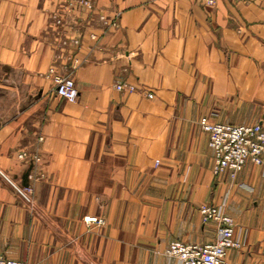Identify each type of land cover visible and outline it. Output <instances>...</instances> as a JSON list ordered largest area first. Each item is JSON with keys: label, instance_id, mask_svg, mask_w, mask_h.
<instances>
[{"label": "crops", "instance_id": "1", "mask_svg": "<svg viewBox=\"0 0 264 264\" xmlns=\"http://www.w3.org/2000/svg\"><path fill=\"white\" fill-rule=\"evenodd\" d=\"M65 1L0 0V170L35 189L30 207L0 172V253L28 264H180L170 242L214 241L217 223L199 208L223 202L244 244L224 264H264V165L217 179L200 124H264V0H92L59 28L50 16ZM118 12L105 31L99 14ZM63 34L80 43L61 46ZM74 56L71 102L53 74Z\"/></svg>", "mask_w": 264, "mask_h": 264}, {"label": "built area", "instance_id": "2", "mask_svg": "<svg viewBox=\"0 0 264 264\" xmlns=\"http://www.w3.org/2000/svg\"><path fill=\"white\" fill-rule=\"evenodd\" d=\"M236 2L246 0H234ZM209 5H214L216 0H205ZM92 0H66L54 12L51 13V23L56 27L65 25V16L69 12L80 9H93ZM120 12L114 16H108L106 13L99 14V20L103 24L105 31L119 26ZM95 37V34H91ZM59 44L67 46L69 44L78 45L80 39L76 36H67L63 34L59 37ZM78 57L72 58V65L69 72H54L53 80L55 82L56 93L75 102L78 100L80 91L73 77V71L79 64ZM115 87L120 91H136L135 84L118 80ZM146 96L153 97L154 93L146 88H142ZM201 127L209 134V146L214 153L213 172L217 179L229 177L234 180L239 172L244 168L247 161H252L258 165H264V124L262 122L250 124H232L211 121L207 116L200 119ZM20 158H29V153L22 151ZM31 159L38 162L41 160L39 154L31 155ZM158 164V162H157ZM1 174L14 187L17 194L30 207L34 204V185L28 183L24 185L12 180L7 174L0 170ZM200 212L204 223L215 221L217 223L216 239L211 242L197 243L174 240L170 242L165 253L170 257H176L180 264H224L230 249L242 248V240L236 236V222L232 216L224 210V203H202ZM84 220L87 224H105L106 220L102 216L86 215ZM0 264H28L25 260H20L0 253Z\"/></svg>", "mask_w": 264, "mask_h": 264}, {"label": "water", "instance_id": "3", "mask_svg": "<svg viewBox=\"0 0 264 264\" xmlns=\"http://www.w3.org/2000/svg\"><path fill=\"white\" fill-rule=\"evenodd\" d=\"M28 184V182H24V185H27Z\"/></svg>", "mask_w": 264, "mask_h": 264}, {"label": "rangeland", "instance_id": "4", "mask_svg": "<svg viewBox=\"0 0 264 264\" xmlns=\"http://www.w3.org/2000/svg\"><path fill=\"white\" fill-rule=\"evenodd\" d=\"M203 129V128H202ZM204 130V129H203Z\"/></svg>", "mask_w": 264, "mask_h": 264}]
</instances>
